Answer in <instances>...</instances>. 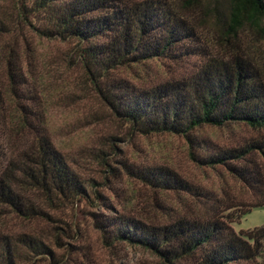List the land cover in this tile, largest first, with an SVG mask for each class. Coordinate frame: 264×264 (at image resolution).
Returning a JSON list of instances; mask_svg holds the SVG:
<instances>
[{
    "label": "trees",
    "instance_id": "1",
    "mask_svg": "<svg viewBox=\"0 0 264 264\" xmlns=\"http://www.w3.org/2000/svg\"><path fill=\"white\" fill-rule=\"evenodd\" d=\"M21 23L50 40L71 41L78 58L116 118L141 135L184 136L204 126H246L258 136L236 147L197 159L205 167L225 168L250 192V199L225 202L205 218H179L150 225L126 217L99 223L106 244L139 246L163 264H264V225L236 232L233 225L253 208L264 206V68L235 46L226 58L209 60L191 76L148 90L117 83L101 88L113 71L151 61L179 62L198 55L194 25L168 0H13ZM203 0H187L198 5ZM264 40V0H230L224 34L236 40L244 29ZM9 24L0 18V37ZM229 43V40H228ZM11 90L21 75L9 62ZM4 96L0 89V111ZM156 189L195 194L193 186L168 168L132 172ZM42 193L53 206L88 198L84 183L46 135L0 174V205L26 218L43 216L19 188ZM54 259L46 244L31 235L0 234V264H23L26 256Z\"/></svg>",
    "mask_w": 264,
    "mask_h": 264
},
{
    "label": "rangeland",
    "instance_id": "2",
    "mask_svg": "<svg viewBox=\"0 0 264 264\" xmlns=\"http://www.w3.org/2000/svg\"><path fill=\"white\" fill-rule=\"evenodd\" d=\"M143 2L145 0H125ZM197 30L198 55L179 62L151 61L120 68L100 83L148 90L191 76L209 60L226 58L234 45L264 68V40L244 29L227 40L224 34L230 0H168ZM0 18L9 33L0 37V174L18 160L37 133L46 135L84 183L88 198L53 206L41 192L19 188L22 197L43 216L26 218L0 205V234L31 235L54 253V259L26 256L23 264H163L149 251L124 242L106 244L99 223L126 217L150 225L179 218H205L225 202L250 199V192L225 168L200 165L197 159L236 147L258 134L246 126H204L191 145L184 136L141 135L120 121L104 102L71 41L50 40L21 23L13 0H0ZM9 62L21 78L11 90ZM168 168L188 181L195 194L153 188L132 172ZM264 225V206L253 208L233 225L236 232Z\"/></svg>",
    "mask_w": 264,
    "mask_h": 264
}]
</instances>
